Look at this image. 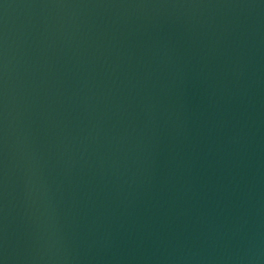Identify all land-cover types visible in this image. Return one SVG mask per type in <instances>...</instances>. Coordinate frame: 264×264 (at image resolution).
Masks as SVG:
<instances>
[{
    "label": "water",
    "instance_id": "1",
    "mask_svg": "<svg viewBox=\"0 0 264 264\" xmlns=\"http://www.w3.org/2000/svg\"><path fill=\"white\" fill-rule=\"evenodd\" d=\"M0 264H264V0H0Z\"/></svg>",
    "mask_w": 264,
    "mask_h": 264
}]
</instances>
